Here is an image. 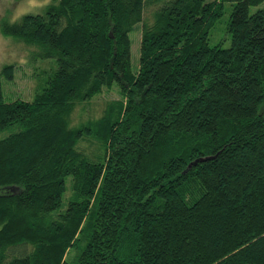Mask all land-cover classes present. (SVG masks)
Listing matches in <instances>:
<instances>
[{
    "label": "trees",
    "instance_id": "1",
    "mask_svg": "<svg viewBox=\"0 0 264 264\" xmlns=\"http://www.w3.org/2000/svg\"><path fill=\"white\" fill-rule=\"evenodd\" d=\"M228 3L231 44L211 46ZM263 3L55 0L5 22L57 66L33 101L0 76V264H264Z\"/></svg>",
    "mask_w": 264,
    "mask_h": 264
},
{
    "label": "rangeland",
    "instance_id": "2",
    "mask_svg": "<svg viewBox=\"0 0 264 264\" xmlns=\"http://www.w3.org/2000/svg\"><path fill=\"white\" fill-rule=\"evenodd\" d=\"M55 0H0V76L3 68L12 65L14 68L13 79L6 80L3 76L2 83L5 93V101H16L18 99L25 101H33L36 92L45 82H48L56 69L55 60H38L37 53L34 48H28L24 43L6 37L1 33V28L5 22L14 23L26 14H40L45 8ZM259 9H264V3L258 7H252L250 13L254 14ZM232 12V5L226 4V12L223 19L212 30L209 44L215 46L222 44L227 48L231 44L230 35L226 32L227 23ZM148 14V13H147ZM142 25L138 24L131 33V61L132 70L138 71L140 62ZM120 95L114 90L104 93L97 101H93L90 105L78 107L74 112V121H84L86 119L99 117L103 114L104 108L108 101L119 99ZM9 132L0 133V138L5 137ZM85 151H93L97 153L98 144L94 141L87 140L82 142ZM72 182V178H69ZM70 181H68L69 189H71ZM72 192L65 194L63 209L66 210Z\"/></svg>",
    "mask_w": 264,
    "mask_h": 264
},
{
    "label": "water",
    "instance_id": "3",
    "mask_svg": "<svg viewBox=\"0 0 264 264\" xmlns=\"http://www.w3.org/2000/svg\"><path fill=\"white\" fill-rule=\"evenodd\" d=\"M204 160H199L198 162H203ZM194 164H197V162H195Z\"/></svg>",
    "mask_w": 264,
    "mask_h": 264
}]
</instances>
